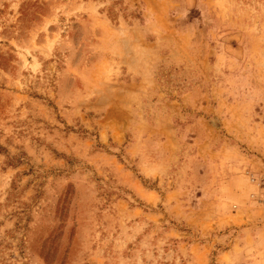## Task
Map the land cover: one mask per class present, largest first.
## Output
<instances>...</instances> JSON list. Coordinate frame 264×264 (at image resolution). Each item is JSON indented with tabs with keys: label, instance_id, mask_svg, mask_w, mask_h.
Wrapping results in <instances>:
<instances>
[{
	"label": "rangeland",
	"instance_id": "374dc122",
	"mask_svg": "<svg viewBox=\"0 0 264 264\" xmlns=\"http://www.w3.org/2000/svg\"><path fill=\"white\" fill-rule=\"evenodd\" d=\"M264 0H0V264H264Z\"/></svg>",
	"mask_w": 264,
	"mask_h": 264
},
{
	"label": "built area",
	"instance_id": "2783aa9c",
	"mask_svg": "<svg viewBox=\"0 0 264 264\" xmlns=\"http://www.w3.org/2000/svg\"><path fill=\"white\" fill-rule=\"evenodd\" d=\"M251 181L260 189L259 194H254L253 198H255L256 202L260 205L264 206V178L259 179L258 177L251 175Z\"/></svg>",
	"mask_w": 264,
	"mask_h": 264
}]
</instances>
